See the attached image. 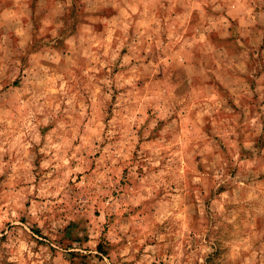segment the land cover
Here are the masks:
<instances>
[{
  "label": "rangeland",
  "instance_id": "rangeland-1",
  "mask_svg": "<svg viewBox=\"0 0 264 264\" xmlns=\"http://www.w3.org/2000/svg\"><path fill=\"white\" fill-rule=\"evenodd\" d=\"M0 264H264V0H0Z\"/></svg>",
  "mask_w": 264,
  "mask_h": 264
}]
</instances>
